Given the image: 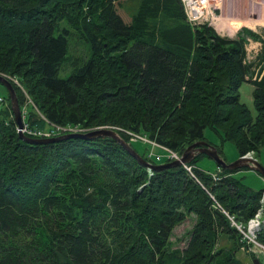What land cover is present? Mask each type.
<instances>
[{
    "label": "trees",
    "instance_id": "16d2710c",
    "mask_svg": "<svg viewBox=\"0 0 264 264\" xmlns=\"http://www.w3.org/2000/svg\"><path fill=\"white\" fill-rule=\"evenodd\" d=\"M61 20L69 29L54 35ZM235 34L189 24L178 0H0V74L31 128L113 126L154 164L146 155L151 144L135 146L125 131L180 154L205 140L208 128L237 156L257 157L264 144V29ZM69 35L88 53L60 77ZM245 35L261 43V74L252 80ZM245 81L254 116L239 99ZM0 87V264H242L227 216L245 222L264 187L253 189L233 176L238 169L220 166L213 180L195 166L203 154L187 163L191 173L182 164L152 171L110 137L26 142ZM187 216L186 240L175 247L172 230ZM262 221L256 237L264 244ZM220 235L229 247H216Z\"/></svg>",
    "mask_w": 264,
    "mask_h": 264
},
{
    "label": "rangeland",
    "instance_id": "374dc122",
    "mask_svg": "<svg viewBox=\"0 0 264 264\" xmlns=\"http://www.w3.org/2000/svg\"><path fill=\"white\" fill-rule=\"evenodd\" d=\"M232 1L233 2L230 5V7H233L232 9L234 10V12H236V11H238V13L241 12V9H242L243 4H244V0H232ZM224 3H225V0H223V2H222L223 6H224ZM222 5H221V11H222ZM125 8H126L127 13H129V14H133L135 12V9H136V7L133 6L131 1H127L125 3ZM205 25L216 29L219 33H223L222 32V28L223 27L226 29V25L225 24H221V25H218V26H211V25H208V24H205ZM63 28L69 29L67 27V24H66L65 20H61V21H59L57 23V26L54 28L53 34L54 35L58 34L59 32L62 31ZM262 31H263V29L262 30H258L257 34L260 35L262 33ZM244 37H246V35ZM252 39L253 40H258V39H255V38H252ZM260 48H261V44H260L259 49H257L254 46V49H256V52L257 51L258 52L253 54L252 56H249V58H251L249 60V63H252V65L250 67V72L246 76V79L252 80L254 78H258L260 76V74H261V72H260V64H261V62H260V60H258V55L260 53ZM87 53H88V50H87L86 43L83 40H81V39H77L76 35H69L67 37L66 59H65V61L63 63H61L60 69L58 71L59 76L60 77H65L68 74H70L71 73V69H72V66H71L70 62L71 61H75L76 59L80 60L82 58H85ZM14 82L17 84L16 81H14ZM251 90H252L251 83L246 82V81L242 82L240 87H239V99L248 108V110L250 111L251 116H254L255 115V110H254L253 104H252ZM0 92L3 93L2 87H0ZM22 112L25 113L24 110H22ZM203 137L205 138V140L207 142H209V143H211L213 145H218L220 147V151H221L222 157H223V159L226 162L232 161V160H234L237 157V152H236V149H235L234 145L231 142L227 141V140H221V138L217 134H215V132L211 131L210 129H208V128L204 129ZM133 144L135 146L141 145V147H145L143 145L145 143H143L142 141H136V142H133ZM256 156H257L256 158H257V161L259 162V164L264 167V144L261 147H259V151H258V154ZM205 161H209V159L203 157L197 162V164L200 165V166H203V162H205ZM251 173L255 174L254 171H252V172H241L239 174L244 176L242 178V181L245 184H247L248 186H250L252 188H258L260 185L258 184V181L255 180L251 176ZM187 217L188 218H186L182 223H180L177 226H175L173 228V230H172V233H171V236H170V241L172 242L171 244L173 246H175V247H182L184 245L183 243L186 240V237H187V234H188V229L191 226V217L190 216H187ZM240 243H241V245L239 247V250L235 251V257L242 264H254L252 262V258L250 257V255H248L247 252L240 250L241 246L244 244L243 242H240ZM229 246H230V241L227 239V236L220 235V237H219V239H218V241L216 243V247L227 248ZM258 257H259L260 262L262 264H264L263 257L262 256H258Z\"/></svg>",
    "mask_w": 264,
    "mask_h": 264
},
{
    "label": "built area",
    "instance_id": "2783aa9c",
    "mask_svg": "<svg viewBox=\"0 0 264 264\" xmlns=\"http://www.w3.org/2000/svg\"><path fill=\"white\" fill-rule=\"evenodd\" d=\"M184 17L186 21L191 25H198V24H208L211 26H218V18L219 12L221 10V5L223 0H178ZM254 46L259 49L260 43L256 40L251 39L250 37H245V42L243 44L244 47V61L249 62L253 54L257 53ZM252 53V54H251ZM251 54V55H250ZM113 129V126H107ZM77 126H59V125H51L50 129H38V128H30L23 124L21 131L30 134L36 137H47L59 133L65 132H73V131H80ZM52 133V134H51ZM129 135V140L131 141H143L150 143L151 146L158 147L161 152L155 153L152 150H149L147 156L153 158L155 161H170L172 159H177L179 153L174 150H171L167 147H163L158 145L157 143L146 139L144 136L138 135L137 133H133L130 131H125ZM242 156L245 157H253L252 152H246ZM183 167L189 172L190 166L187 164H182ZM217 169L213 170L210 173V176L213 180L218 179ZM263 198L264 193L261 195L259 199V206L253 213L251 217H249L244 223L242 222H235L231 216H227L230 220L231 225L236 229L240 236V241L244 244L242 248L246 252H251L253 254H260L264 255V244L257 240V232L262 227V219L264 217V206H263Z\"/></svg>",
    "mask_w": 264,
    "mask_h": 264
},
{
    "label": "water",
    "instance_id": "95a60500",
    "mask_svg": "<svg viewBox=\"0 0 264 264\" xmlns=\"http://www.w3.org/2000/svg\"><path fill=\"white\" fill-rule=\"evenodd\" d=\"M0 84L4 87L6 91L8 101H9L10 111L12 114L13 121L15 123L17 135L20 139L26 142L34 143V144H43V143H49V142H57V141L68 139V138H81V139L90 140V139H94L97 137H110L114 139L119 145H121L123 149L127 151L137 161L139 165H142L146 169H149L152 171L175 167V166H178L184 163H188L196 154H203L206 157H208L210 160H212L216 165L223 167L225 169L232 170V169H238V168L245 167L249 170L257 172L261 177L264 178V167L259 164L257 159L253 157H244L240 155V156H237L234 160L226 162L218 154L217 148L215 147V145L203 139L194 141L190 143L189 145H187L181 151L177 159H173L169 162L153 164L151 162L146 161L139 154H137L130 147V145L121 138V136L119 135V133H117L116 130H114L113 128L107 127V126L86 129L84 131L66 132V133H61L58 135L47 136V137L27 136L21 131V128L23 126L22 114L19 109L15 91L13 89L12 84L2 74H0ZM263 205H264V198H263ZM252 262L254 264H260L256 258H253Z\"/></svg>",
    "mask_w": 264,
    "mask_h": 264
},
{
    "label": "crops",
    "instance_id": "0c3cea01",
    "mask_svg": "<svg viewBox=\"0 0 264 264\" xmlns=\"http://www.w3.org/2000/svg\"><path fill=\"white\" fill-rule=\"evenodd\" d=\"M232 2V0H225L224 6L222 5V11L220 10L219 12L218 25L225 24L226 29L222 26L223 33H219L214 29L218 34L227 36L229 38H234L236 31L240 27H247L255 33H257L258 30L264 29V0H244L243 7L239 13L238 11L234 12L232 9L233 7H230ZM197 162L195 166H197V168L200 170L211 172L216 168V165L211 160L203 162V166L198 165ZM241 172L252 171L247 168L240 169L235 171L233 176L242 180L244 176L239 174ZM251 176L257 180L258 184L260 185L258 188L253 189H262L264 187V183L261 177L257 173H251Z\"/></svg>",
    "mask_w": 264,
    "mask_h": 264
}]
</instances>
